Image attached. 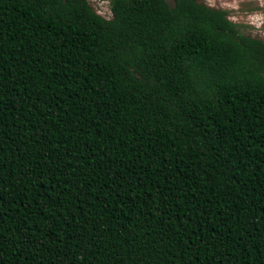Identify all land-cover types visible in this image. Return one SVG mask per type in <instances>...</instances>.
<instances>
[{"label": "trees", "instance_id": "1", "mask_svg": "<svg viewBox=\"0 0 264 264\" xmlns=\"http://www.w3.org/2000/svg\"><path fill=\"white\" fill-rule=\"evenodd\" d=\"M104 1L0 0V264H264V41Z\"/></svg>", "mask_w": 264, "mask_h": 264}, {"label": "rangeland", "instance_id": "2", "mask_svg": "<svg viewBox=\"0 0 264 264\" xmlns=\"http://www.w3.org/2000/svg\"><path fill=\"white\" fill-rule=\"evenodd\" d=\"M93 10L105 19L111 18L108 1L88 0ZM198 2L226 11L229 20L246 36L264 41V0H198Z\"/></svg>", "mask_w": 264, "mask_h": 264}]
</instances>
